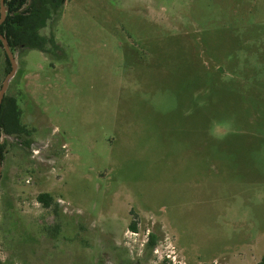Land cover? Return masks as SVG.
Returning <instances> with one entry per match:
<instances>
[{
	"label": "rangeland",
	"instance_id": "374dc122",
	"mask_svg": "<svg viewBox=\"0 0 264 264\" xmlns=\"http://www.w3.org/2000/svg\"><path fill=\"white\" fill-rule=\"evenodd\" d=\"M40 32L5 93L30 134L1 133L0 262L260 261L264 0H63Z\"/></svg>",
	"mask_w": 264,
	"mask_h": 264
},
{
	"label": "trees",
	"instance_id": "16d2710c",
	"mask_svg": "<svg viewBox=\"0 0 264 264\" xmlns=\"http://www.w3.org/2000/svg\"><path fill=\"white\" fill-rule=\"evenodd\" d=\"M6 5L5 18L0 23V34H3L8 41L10 49H36L47 52L45 46L47 42L54 43L53 34L46 37L40 30L46 25L48 18L53 13L59 12L63 5V0H4ZM0 48H2L0 41ZM5 60V72L10 69L9 60L2 48ZM21 110L17 100L13 96L5 94L0 105V134L13 135L22 138V135H29L30 130L21 122ZM24 141V140H23ZM3 144H0V156L2 160ZM44 206H49L52 201L51 196L44 192L36 196ZM129 227L135 229V222H131ZM155 245L154 236L150 234L148 248ZM0 264H2L0 262ZM256 264H264V257Z\"/></svg>",
	"mask_w": 264,
	"mask_h": 264
},
{
	"label": "water",
	"instance_id": "95a60500",
	"mask_svg": "<svg viewBox=\"0 0 264 264\" xmlns=\"http://www.w3.org/2000/svg\"><path fill=\"white\" fill-rule=\"evenodd\" d=\"M6 9H7V7L4 4V0H0V23H2V21L5 18ZM0 41H1L2 48H3L7 58L9 60V63H10V69L6 73L4 79L2 80L1 86H0V105H1L3 96L6 93L7 87L9 85L11 79L13 78V76L16 73L17 62H16V58H15L13 51L10 49V47L8 45L7 38L3 34H0ZM2 136L3 135L0 136V143H1ZM1 167H2V161H1V156H0V174H1Z\"/></svg>",
	"mask_w": 264,
	"mask_h": 264
},
{
	"label": "built area",
	"instance_id": "2783aa9c",
	"mask_svg": "<svg viewBox=\"0 0 264 264\" xmlns=\"http://www.w3.org/2000/svg\"><path fill=\"white\" fill-rule=\"evenodd\" d=\"M165 256H166V258L172 260L173 263L175 262L173 256H170L168 253H166ZM178 264H179V263H178ZM180 264H181V263H180Z\"/></svg>",
	"mask_w": 264,
	"mask_h": 264
}]
</instances>
